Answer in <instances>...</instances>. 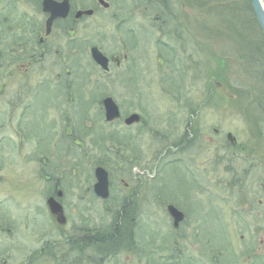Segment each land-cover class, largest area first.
<instances>
[{
  "label": "rangeland",
  "instance_id": "rangeland-1",
  "mask_svg": "<svg viewBox=\"0 0 264 264\" xmlns=\"http://www.w3.org/2000/svg\"><path fill=\"white\" fill-rule=\"evenodd\" d=\"M105 1L111 4L110 10H102L104 6L96 0H72L77 11L98 10L95 15L81 16L79 25L74 27L78 50L65 49L63 41L68 42L71 35L68 30L59 32L57 27L55 34L58 38L55 41L61 46H56V50L50 45L44 51L42 60L45 62H39L35 61L39 50L31 48L37 45L31 32L43 21V3L40 0H0V215L5 214L0 216V264H27L39 245V239L54 238L62 231L67 234L75 223L109 224L112 210L103 206L89 212L68 210L69 220L64 213V224L51 213L46 195L40 192L38 173L44 165L46 170H54L61 144L68 159L63 171L93 173V160L90 159L89 163L74 161L75 156H82L85 151L91 158L94 154L104 153L110 161H115L107 173L111 175L112 193L117 196L125 188L123 179L133 183L131 178L139 180L140 173H144L142 179L144 184H148L150 173L159 172L160 168V171L167 170L173 176V170L165 168L171 155L165 152L168 143L160 141L173 134L176 139L180 137L184 130L182 121L186 120L188 110L189 113L196 110L194 116H190V138L186 141L190 150L185 152L192 170L197 173L199 169L212 170L215 156L220 155L219 147L224 146L226 134L231 133L239 151L229 147L227 150L229 155L232 151L237 152L231 157L235 162L238 160L240 176L222 178L225 174H220L215 178L212 174L213 179H207L204 210L186 206L185 211L190 215L187 218L179 209L180 218H175L170 211L176 230L171 228L166 210L161 208L153 212L148 208L140 220L136 218L137 225L134 223V236L128 250L123 249L104 260L94 254L78 260L75 258L74 262L152 264L154 261H148L151 255L136 252L138 245L134 242L140 240V223L147 219L150 222L152 218L157 229L162 231L160 238L163 242H160L165 244L164 248L178 251L175 262L167 259L166 252L158 253L157 263L161 259L168 264H264V79L250 81L241 77L242 73H250L247 61L252 57H257L253 61L254 69L261 66V59L264 61V34L262 39L250 11L249 0L225 1L224 9L230 12L224 17L216 11L218 2L215 0L211 7H206L204 0H171L169 4H166L168 0H159L162 5L158 9L149 3L155 0ZM21 21L29 23L22 29L23 33L19 25ZM128 28L137 31L135 41L125 36L124 30ZM184 37L186 48L183 43L178 44ZM166 42L178 50L174 71L168 68L167 59L160 52ZM91 44L98 45L108 57L115 55L120 58L119 64L111 62L109 65L111 73L109 69L105 73L100 65L91 68L94 66L91 65ZM20 47H25V50ZM245 47H249L246 53ZM72 51L74 57H69ZM70 60L82 63L74 68L76 73L68 67ZM258 62L260 64L257 65ZM136 64L137 77L131 73ZM226 66L235 70L237 77L232 84L239 86L247 82L255 93L240 99L236 86L232 85L227 91L224 87H215L214 82ZM96 72L102 81L93 79ZM169 75L172 78H168ZM183 76L186 80L184 89L188 90L187 100L173 96V89L180 88ZM48 86L54 87L49 89ZM107 95L115 98L123 114L135 111L142 115V120L131 124V127L125 126L123 117L107 121L100 105L101 99ZM81 102L93 107L76 110L75 104ZM30 107L29 119L23 123V112ZM174 122L177 124L175 128ZM23 125L31 130L32 138L36 134L40 142L28 143L23 135ZM88 127L89 134L83 138L84 142L76 140L78 136H73L74 140L71 138L72 128L86 132ZM40 145L47 147V163L40 161L43 151ZM65 147L71 148L68 155ZM204 150L205 156L201 155ZM30 156L33 157L31 160ZM64 156L61 164L66 162ZM218 172L223 170L219 168ZM92 181L95 180L91 179L90 183ZM195 183L199 184V181ZM149 188L145 189L147 193L142 190L145 197L151 193ZM195 188L198 189L199 185ZM197 192L190 199L194 205L198 204ZM184 219L185 224L179 230ZM163 233L165 237L166 233L171 234L172 240L186 234V243L176 240L180 242L170 246L172 242L165 240L161 236ZM210 243L216 247L217 255L214 257ZM183 250L188 259L180 256ZM47 257L36 264H63L65 259L55 258L53 254ZM70 261L68 259L65 264H74Z\"/></svg>",
  "mask_w": 264,
  "mask_h": 264
},
{
  "label": "flooded vegetation",
  "instance_id": "flooded-vegetation-1",
  "mask_svg": "<svg viewBox=\"0 0 264 264\" xmlns=\"http://www.w3.org/2000/svg\"><path fill=\"white\" fill-rule=\"evenodd\" d=\"M43 1L44 0H40L41 4L43 3ZM57 1H62V0H57ZM96 1L100 3V0H96ZM70 3H71V10H70L68 18L64 21L58 20L57 22H55L54 27L55 25L56 27H59L62 25V23H69V25L70 24L73 25L72 28L75 31L74 27H77L79 25V22L81 21L83 17L78 18V19L76 18L75 15H76L77 10L75 9L73 5L72 0H70ZM47 17L48 15L45 14L43 21L41 23L46 24L45 18L47 19ZM14 24H15V21L13 22L12 26ZM167 31H169V29ZM59 32H61V28H59ZM48 38L50 39V41H48ZM57 38L58 37H54V38L47 37L45 40H43L44 49L42 48L41 50H39L37 45H35V48L34 46L31 47L32 49H34L33 51H36L37 49L39 50V54L36 55L37 59H35V61L38 60L39 62L41 61L45 62V60H42L38 56L40 55L44 57V53H45L44 51L45 49L50 48V45L53 46V48L56 50H57L56 46H61V43H58L57 41H55L57 40ZM185 40L186 38L184 37L182 41H178V44L183 43V45L186 48V45L184 43ZM46 44H49V47H45ZM162 47L163 48H162L161 53L163 52L164 57H166L167 59L166 61L168 63L167 66L171 71H174V60L177 59L176 53L178 50H176L174 46H172L169 43L163 44ZM20 49L25 50V47H20ZM32 56L34 57V53ZM175 70H177V68ZM170 77L171 76L169 75L168 78ZM174 79L175 78H173V80ZM184 80L185 79L183 76V80L181 81L182 85L180 86V88H178L177 90L173 92V96L176 99H180V100L188 99L186 97L188 90L184 89ZM217 81L218 80L214 82L215 87H219V82ZM35 97L36 96H34L33 98ZM32 105L33 103L31 104V107ZM31 107L28 110H24L23 123L27 122V120L29 119V116H30L29 110L31 109ZM195 112L196 110H192V113L191 111L189 113V110L187 111V114L185 117L186 120L182 121L184 130L178 139H176L175 135L173 134V135H170L168 139L160 141V143H166V144L168 143V146L165 152H170L171 155H170L169 162L165 165L167 167L165 168L166 169L171 168L173 170V173H172L173 176H170L167 170L165 169L166 171H164L162 167L163 169L162 171H160L161 169L160 168L159 172L157 170V171H153L150 173L149 178H151V181H149L148 184H144V179H142V174L144 173H140V177L138 178L139 180H137L136 177L131 178V180H133V183L126 182L123 179L125 188H122L120 190L121 193H119V195L117 196L113 195L112 193V190H113L112 179H111V175L109 172H108L109 173L108 181L111 182L110 184L108 182L110 186L108 187L109 194L107 197L103 198L97 195L95 191V183H96L95 171L93 173H89L83 170L74 171V172L63 171L62 168L63 166L66 165V163L68 162V159L64 156L63 151L61 150L63 146V144H61L59 148V153H58L59 156L54 162V167H53L54 170L52 171L46 170L45 165H44L45 170L44 168H41V170L38 173V182L40 186V192L46 195V199L52 196L57 198L61 206H63L64 212L67 216V221L69 220L68 210H71L72 212H77V213L81 211L89 212V211H92L93 209L100 208V206H103V208L105 209L112 210V217L108 225H104V226L96 225L94 222H89V221H86L84 225H82L81 223L80 225L78 223H75L72 225L70 231L67 232V234H64V231H62L61 235L59 234L55 236L54 238L47 236V237H44L43 239H39L38 241L39 245L37 248H35L36 249L35 253L30 255V257L28 258L27 264H30V263L36 264L38 261L46 259L47 255H50V254H53L55 258H63V259L65 258L63 264L67 263L68 259H71L72 261L70 262L75 264L74 262L75 258L78 260L79 258L91 257V255H94V254L96 258L104 260V259H107V256H114V254H116L117 252L120 253L122 251V250L116 251L117 247H115L114 245L108 246V245L101 244V243H105L106 241L110 239L109 234H111L112 232L111 229L117 228V232H118V230L120 231V229L118 228L121 227V231L122 232L124 231V234L126 233L127 237H133L134 229H135L134 223L135 224L137 223L136 218L138 217V219L140 220L141 214L147 211L148 208L152 209L151 211L153 212L156 211V209L159 210L161 208L166 210L167 214L170 216L169 218L171 219V225H172L171 228H175L174 227L175 224L173 221L174 219L170 213L171 211L170 209L172 207L184 212L185 218L190 216L188 215V212L185 211L184 207L186 206L190 208L193 205L197 208L199 207L200 209L204 210L206 208L205 201H207L206 185H207L208 180L213 179L212 174H215V178L220 174H225V176L222 175V178L223 177L224 178H237L240 176L241 172L239 171L238 165H237L238 160H236L235 162L234 158L231 157L233 154H236L237 152L232 151L231 155H229L227 148L229 147L230 149L237 150V151H239V149L238 147H236L237 145L236 142L234 140H231V138L229 137V133H227L226 138H225L226 140H224L225 143H223L224 146L222 145L219 147L220 155L215 156V164L213 165V169L210 171H207V168L205 169V171L199 169L198 173L193 171L191 167V161L189 158L187 159V155H185V152L187 149L190 150V145L186 144L187 143L186 141H188L189 140L188 138H190L189 137L190 136L189 127H191L190 116L191 115L194 116ZM16 113H18L17 110H16ZM134 113H137V112L131 111L128 114L122 113L123 120L129 115L134 114ZM45 115H46V109H45ZM139 115L141 116L140 119L142 120V115L140 113ZM172 124L174 128L177 126L175 122ZM125 126L131 127L133 125H125ZM82 129L84 128L82 127ZM75 130L76 129L74 128L71 129V135H72L71 138L73 139V136H78V138H75V139L76 140L79 139L80 141L84 142L85 139L83 138H85L86 134L88 136L89 127L86 132H83L81 130V132L80 133L78 132L79 134L77 135H76L77 132ZM23 133H24L23 135L25 136V139L27 138L28 143L34 140H38V142H40L39 137L36 136V134H34V137L32 138V136L30 135L31 130L26 128L24 125H23ZM49 137H50V132H49V136L47 140L49 139ZM44 144L48 146L47 142H44ZM40 146L42 147L41 149L43 150L40 155V161L44 163L46 162L45 159L47 158L48 150H47V147H45L44 145H40ZM203 148L205 147L203 146ZM66 149H67V155H68L71 148H66ZM199 151H202V150L200 149ZM240 151H243V150H240ZM84 154L87 156H85ZM83 155L82 156L74 155L75 160L74 159L73 160L75 162L81 161L82 163H89V160L91 159V157H89L87 151L83 152ZM201 155L205 156V150H204V153H201ZM63 156L66 158V162L64 164H61L60 160ZM32 158L33 157L30 156L29 159L31 160ZM236 159L238 158L236 157ZM262 162H264V160ZM248 164H250V162H248ZM219 168H221L223 172H218ZM123 174H129V172L127 173L124 172ZM207 175L209 178L207 177ZM88 177H89V180L87 181L86 179H88ZM91 179L95 181H92L90 183ZM195 181H199V184L198 183L196 184ZM75 184H78V186H75ZM197 185H199L198 189L195 188L197 187ZM147 186L150 187L149 192L151 193L148 197H145V194L142 193L143 192L142 190H145ZM263 189H264V184H263ZM196 192L199 195L198 204L194 205L192 204L194 202L190 199H191V196L195 197ZM144 193H147L146 190L144 191ZM118 216L119 217L122 216L121 218H125V217L130 218L131 223L129 224L119 223L118 221L120 220L116 218ZM88 217L90 218V216ZM199 217H201L200 214H199ZM182 224H185V219L181 224H179V227H178L179 230L181 229ZM157 228H158L157 223H155V220L152 218L150 219V222L148 221V219L146 221L141 222L140 226H138V232L140 233V240L134 241L138 245L135 248L136 252L138 251L140 255L149 253V255H151L149 256L150 260L153 259L155 263H157V259L159 258L158 252L156 251L158 250V246L161 243L160 242L161 240L160 232L162 233V231H160V229L158 230ZM174 230H176V228ZM120 232L117 234H113V235L118 236ZM161 236L162 237L164 236L165 240L167 241L169 240L172 242L170 246H174L176 242H180V241H182V243L184 242L186 243V239H187L186 234L184 235L183 233L178 238H175L176 240H180V241L172 240V235L169 233H166V237L164 233ZM161 241L163 242V238ZM95 244H98V246ZM172 250L176 253L178 252L173 248ZM110 252H113V254H111ZM152 253L153 254L155 253L158 256L154 255L152 257L153 255ZM180 254L185 255L186 252L183 250Z\"/></svg>",
  "mask_w": 264,
  "mask_h": 264
},
{
  "label": "water",
  "instance_id": "water-1",
  "mask_svg": "<svg viewBox=\"0 0 264 264\" xmlns=\"http://www.w3.org/2000/svg\"><path fill=\"white\" fill-rule=\"evenodd\" d=\"M252 7L254 10V13L256 15V18L262 28V31L264 33V0H251ZM100 3L104 7H109L108 2L105 0H100ZM71 5L70 0H44L43 1V10L46 12H49L51 14L50 21H53L57 17L66 18L68 14L70 13ZM93 9H87V10H79L76 13V18H80L83 15H93ZM91 56L92 58L101 66L103 69L108 70L109 69V57L105 55L98 46H93L91 48ZM111 60L114 62H117L119 64L120 58L116 56H112ZM102 106L105 110V118L107 121H114L116 119H119L121 117V111L119 108V105L115 100H113L111 97H105L102 100ZM140 121V115L137 113L131 114L125 119V123L127 125H131L135 122ZM229 137L231 140H234V137L232 134H229ZM97 182L95 184V191L96 194L105 198L108 196V173L106 170H103L101 168H96L95 170ZM48 206L50 208L51 213L53 216L56 217L57 221L60 223H65L66 218L64 216V211L61 206V204L54 198L51 197L48 199ZM171 212L174 214L175 218L176 216L180 218L181 214L178 212L176 208H171Z\"/></svg>",
  "mask_w": 264,
  "mask_h": 264
},
{
  "label": "bare ground",
  "instance_id": "bare-ground-1",
  "mask_svg": "<svg viewBox=\"0 0 264 264\" xmlns=\"http://www.w3.org/2000/svg\"><path fill=\"white\" fill-rule=\"evenodd\" d=\"M159 0H155V1H152V2H150L149 1V3H151V4H153V6L154 5H156V8L158 7H160L161 5H162V3H160L159 4V2H158ZM171 0H168L167 2H166V4H169V2H170ZM107 2V1H106ZM108 4H109V7H102L101 9L102 10H110L111 8H112V6H111V4L108 2ZM157 8V9H158ZM44 11V10H43ZM97 9H93V12H94V14H97ZM45 12V14L46 15H48V17H47V19L45 18V23L46 24H43V23H40L39 25H37V26H34L32 29H33V31L31 32V36L33 37V39H34V41L37 43V47L39 48V50H41L43 47H44V42H43V40H45L47 37H51V38H54V37H58V35L57 34H55L56 33V30H57V27H56V25H55V27H54V24H55V22H57L58 20H62V21H64V20H66L68 17H66V18H61V17H57V18H55L53 21H51V22H49L50 20V17H51V14L49 13V12H46V11H44ZM76 16V15H75ZM163 21H166L165 19L163 20ZM258 21V20H257ZM31 22V21H30ZM259 23V22H258ZM26 24H29L27 21H21L20 23H19V25H21V31H22V29H25V25ZM72 24H68L67 23V25L66 24H63L62 23V25L61 26H59V28H61V32L62 31H66V30H68L69 31V35H71V36H75V35H73L74 34V30H73V28H72ZM136 30H131L130 28H128V29H125L124 30V33H125V36L126 37H128V38H132L133 40H134V38H137V34H136ZM22 33H23V31H22ZM37 35L39 36L38 37V41H37ZM71 36H69L68 38H67V40H69L68 42H66L65 40L63 41V44L65 45V49L67 50V49H73V48H75V49H77L78 50V43H76L77 42V40L75 39V37H74V39H73V37H71ZM39 38H40V40H39ZM139 38V37H138ZM135 41V40H134ZM23 42H21V44H22ZM138 43H139V41H138ZM167 43V42H166ZM20 44V45H21ZM162 51V49L160 50V52ZM73 55V51L69 54V56L71 57ZM112 56H115V55H112ZM111 56V57H112ZM39 58H41V59H43V57L42 56H38ZM111 57H109V59H110V61H109V65H111V62H114V61H112L111 60ZM262 60V59H261ZM93 61V63L91 64V65H94L93 67H91V68H95L97 65H99L94 59L92 60ZM80 64H82V63H79V65ZM77 65H78V62H77ZM77 65L76 64H74L72 61H71V63H70V65L68 66L69 67V69L71 70L72 69V71H73V68L74 67H77ZM224 65V64H223ZM100 68H102V67H100ZM99 68V69H100ZM223 69H224V72H221V76L219 77V79H218V81L217 82H219V86L222 88V87H224L225 88V91H227L228 90V88L229 87H232V85L235 87L236 86V84H232V81L235 79L234 77H237L236 75H235V70H233V69H231L230 71H229V69H228V66H226V67H223ZM108 70H106V71H104L105 73H108V72H112V71H110V69H109V71L107 72ZM131 73L132 74H134L136 77H137V64H136V66H134V67H132L131 68ZM100 74H101V76H103L104 77V75L100 72ZM142 75V74H141ZM143 76V75H142ZM241 77H243V78H245L246 79V77L247 78H249L248 80H252L253 78H250L251 77V74L249 73V74H246V73H242L241 74ZM216 78V77H215ZM93 79H95L97 82H100V81H102L103 79L99 76V72H96V73H94V78ZM61 83H63V82H61ZM96 83V82H95ZM185 83H186V80H184V85H185ZM53 86H48V88L50 89V88H52ZM174 88H175V86H174ZM176 88H178V85L176 86ZM220 89V88H219ZM253 89V88H252ZM174 90H176V89H174ZM254 90H255V88H254ZM113 94V93H112ZM203 95H204V93H203ZM88 96H91V97H93V95H88ZM87 96V97H88ZM106 98L107 97H111L113 100H115V98L112 96V95H107V96H105ZM104 99V98H103ZM90 107H93V105H90V106H87L84 102H81V103H76L75 104V108H76V110H81V111H84L83 109H90ZM122 118V115H121V117L119 118V119H121ZM119 119H116V120H119ZM264 136V135H263ZM249 145H250V141H249ZM91 160H93V162H94V164H95V166H97V168H101V169H103V170H106V171H108L110 168H108L111 164L112 165H114L115 164V161H110V159H109V157H107V156H105L104 155V153L102 154V155H92V158H91ZM80 163H82L81 161H79ZM75 186H78V184H75ZM47 202H48V200H47ZM48 204V203H47ZM0 216H3V215H0ZM202 229V228H201ZM14 234H15V230H14ZM16 235V234H15ZM165 252L167 253V259L169 258L170 259V261L171 262H175L176 260H177V258L175 257V255H177V253L176 252H174L173 250H172V248H167L166 250H165ZM180 256H184V258L185 259H188L187 258V256L186 255H183V254H180Z\"/></svg>",
  "mask_w": 264,
  "mask_h": 264
},
{
  "label": "trees",
  "instance_id": "trees-1",
  "mask_svg": "<svg viewBox=\"0 0 264 264\" xmlns=\"http://www.w3.org/2000/svg\"><path fill=\"white\" fill-rule=\"evenodd\" d=\"M205 2H206V7H208V6H210L211 7V5H212V2H213V0H204ZM216 2H218V4H216L215 6V9H216V11L221 15V16H223L224 17V15H227L229 12H230V10H225L224 9V2L225 1H229V0H215ZM226 4V3H225ZM249 7H250V11H251V13H252V15H253V19H254V21H255V23H256V25H257V27H258V29H259V33H260V35H261V38L263 39V37H262V35H263V33H262V31H261V28H260V25H259V23H258V21H257V18H256V16H255V14H254V11H253V8H252V4H251V0H249ZM167 10V9H166ZM236 11L237 10H235L234 11V13H233V15L236 13ZM166 22L168 23V20H166ZM166 26H169V25H167V24H165ZM249 50V47H245V53L247 52ZM252 55V54H251ZM70 57V56H69ZM72 57H74V54L72 55ZM251 58V57H250ZM257 57H252L251 58V60L250 61H247V63H248V65L250 66L249 67V70H251L250 71V74H251V77L250 78H253L252 80H254V79H259L260 81H261V79H264V61L263 60H261V66L260 67H257V69H254L253 68V65L255 64V62H253L254 61V59H256ZM76 60V59H75ZM71 61L72 60H70L69 62L71 63ZM259 61V60H258ZM74 64H76L77 65V62L76 61H72ZM79 63L80 62H78V65H77V67L79 66ZM258 64H260V62H258L257 63V65ZM76 67V68H77ZM75 68V67H74ZM74 68H73V72L74 73H76L77 71H75L74 70ZM221 76V75H220ZM253 87V86H252ZM235 88V87H234ZM254 88H255V86H254ZM236 90H239V94H240V99H242L243 97L245 98V97H247L249 94H251V93H255V91H253V90H251V86H250V89H249V85H248V83L247 82H245V83H243V84H239V86H238V84H237V86H236V88H235ZM237 92V91H236ZM238 94V95H239ZM251 96V95H250ZM249 96V97H250ZM80 127H81V125H80ZM74 129H76V128H74ZM76 132H77V130H75ZM81 132V130L79 131V133ZM78 133V132H77ZM61 150L63 151L64 150V146H62V148H61ZM4 216H5V214H4ZM4 216H2V217H4ZM122 216H118V217H116L118 220H120V221H118L119 223H125V224H129V223H131L130 222V218H128V217H125V218H121ZM6 219H7V217H6ZM5 223V222H4ZM6 224V223H5ZM118 229H120V231H121V227L120 228H118ZM111 234H109V236H110V239L108 240V241H106L105 243H101L102 245H114L115 247H117V250H123V249H125V250H128V248H129V246H130V243H131V240L130 239H132V237H127V235H126V233L124 234V231L122 232H120L119 230H118V232H117V228L116 229H114V228H112L111 229ZM120 232V234L118 235V236H114L113 234H117V233H119ZM128 238V239H127ZM123 242V243H122ZM126 243H128V244H126ZM166 243V242H165ZM162 244V243H161ZM95 245H97L98 246V244H95ZM164 245L165 244H162V245H160V246H158V253L160 254L161 252H165V250H166V248H164ZM122 247V248H121ZM119 248V249H118ZM214 248H216L215 246H213L212 245V243H210V249H212L213 250V252L211 253V255H213L212 257H214L215 255H217V252H215L214 251ZM116 250V251H117ZM115 251V252H116ZM160 251V252H159ZM111 254H113V252H110ZM209 253V252H208ZM155 254V253H154ZM154 255H152V257H153ZM160 256V255H159ZM254 257H255V255H254ZM48 258V257H47ZM46 258V259H47ZM150 260V258H149V256H148V261ZM152 261H154L153 259H151ZM150 260V261H151ZM158 260V259H157ZM226 260H230V258H227ZM160 262H163V263H160ZM152 264H157V263H155V261H154V263H152ZM158 264H168V261H165V260H162L161 261V259H160V261L158 262Z\"/></svg>",
  "mask_w": 264,
  "mask_h": 264
}]
</instances>
